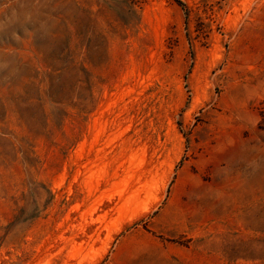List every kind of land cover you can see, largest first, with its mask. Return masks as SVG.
<instances>
[{"label":"rangeland","instance_id":"1","mask_svg":"<svg viewBox=\"0 0 264 264\" xmlns=\"http://www.w3.org/2000/svg\"><path fill=\"white\" fill-rule=\"evenodd\" d=\"M0 264H264V0H0Z\"/></svg>","mask_w":264,"mask_h":264},{"label":"bare ground","instance_id":"2","mask_svg":"<svg viewBox=\"0 0 264 264\" xmlns=\"http://www.w3.org/2000/svg\"><path fill=\"white\" fill-rule=\"evenodd\" d=\"M135 209V208H134Z\"/></svg>","mask_w":264,"mask_h":264}]
</instances>
